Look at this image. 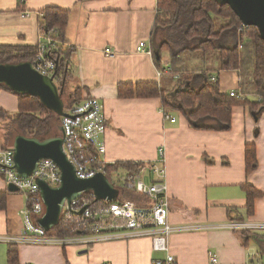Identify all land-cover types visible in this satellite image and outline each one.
<instances>
[{
	"label": "crops",
	"instance_id": "obj_1",
	"mask_svg": "<svg viewBox=\"0 0 264 264\" xmlns=\"http://www.w3.org/2000/svg\"><path fill=\"white\" fill-rule=\"evenodd\" d=\"M18 2L0 0V47L36 48L40 12L48 7L69 11L63 44L70 51L68 81L82 89V97H94L104 106L108 123L104 160L151 163L162 148L169 222L180 229L167 242L175 264H210V254L217 264H264V251L253 241L244 245L229 228L242 223L231 222L227 212L236 208L244 214L246 198L240 186L248 183L260 196L245 223H264V110L256 123L247 107H233L230 130L217 132L192 129L177 113L169 114L175 120L171 123L164 118L159 99L118 97L119 84L163 81L172 86L169 77H157L152 56L136 52L140 42L149 49L156 0H24L21 6ZM161 62L167 66V54ZM218 82L222 92L239 93L240 71L219 72ZM0 110L7 116L16 114L17 97L0 89ZM5 123L0 118V129ZM245 144L256 149L257 168L249 173ZM6 146L0 131V150ZM0 192L8 193L6 210L0 211V264H9L10 245L17 250L16 264H150L165 258V253L152 250L149 238L78 246L59 244L50 235L44 242L24 232L20 216L24 195L9 193L1 176Z\"/></svg>",
	"mask_w": 264,
	"mask_h": 264
},
{
	"label": "trees",
	"instance_id": "obj_2",
	"mask_svg": "<svg viewBox=\"0 0 264 264\" xmlns=\"http://www.w3.org/2000/svg\"><path fill=\"white\" fill-rule=\"evenodd\" d=\"M23 1L19 0V6ZM83 1L86 0H77L78 3ZM40 13V32L54 30L52 39L60 43L56 50L52 51L57 65L55 82L62 89L63 96L70 77V51L63 48L69 11L48 7ZM149 47L157 71L163 68L162 55L167 54L170 73L162 77H169L171 82L174 80L172 86L164 88L163 82L156 81L119 84L120 99H159L164 117L170 113L180 114L188 126L195 130L229 131L232 108L236 106L247 107L257 123L264 110V40L256 28L242 26L236 12L228 4L217 0H156V15ZM35 49L0 47V64L30 61ZM186 52L192 53L191 55L199 54V61L208 66L212 64L215 66L214 70L198 68L189 71L182 59ZM247 65H250L252 70V90L255 91L257 99L253 101L247 97L244 85H240V98L222 92L218 73L241 71L243 66ZM0 89L11 92L18 99L16 114L7 116L0 110V118L8 122L3 134L5 143L19 134L39 140L53 136L52 123L58 117L41 104L37 97L17 94L1 84ZM82 98V89L75 88L69 94V102L64 104L63 112L78 104ZM257 134L255 129V136ZM244 161L247 173L257 168L256 149L253 144H245ZM141 165V162H116L106 167L105 175L111 180L113 173L118 170L132 171ZM240 188L246 198L244 214H240L236 208H228L227 212L233 223H245L247 218L252 217L255 200L260 196L248 183L242 184ZM7 194L0 192V211L6 210ZM234 231L244 245L253 241L261 252L264 251V234L249 230ZM47 233L61 239L74 235L65 228L62 217L57 226ZM7 261L9 264H16L18 261L14 245L8 248Z\"/></svg>",
	"mask_w": 264,
	"mask_h": 264
},
{
	"label": "built area",
	"instance_id": "obj_3",
	"mask_svg": "<svg viewBox=\"0 0 264 264\" xmlns=\"http://www.w3.org/2000/svg\"><path fill=\"white\" fill-rule=\"evenodd\" d=\"M53 32L54 30H49L40 34V42L29 62L38 73L53 77L55 82L57 65L52 50H56L60 43L52 39ZM136 52H145L151 56L150 47L146 49L144 42L138 44ZM105 53L110 55L111 51L106 49ZM169 73L168 65L163 66L157 71V77L161 78ZM229 95L241 97L233 91ZM64 113L65 116L60 118L59 123L60 136L63 139L62 149L67 160L74 166L77 178L88 179L96 174L105 175L106 167L116 162H106L103 158L106 152L104 136L108 130L103 104L94 97L85 96ZM164 118L171 123L175 121L170 115H165ZM13 166L11 148L0 150V176L7 185H14L18 193L25 197V205L20 212L24 232L46 242L50 235L37 224V220L44 214L37 181L56 187L60 183V171L53 161L44 159L39 161L31 176L23 179L17 175ZM112 178L116 183L109 181L118 190L116 201L96 200L91 192L82 193L69 207L65 204L60 215L65 228L74 235L53 239L62 245L85 246L107 240L149 238L154 252L165 253V258L154 259L150 264H175L167 242L180 229L169 222L162 148H158L154 162L142 163L132 171L120 169L113 173ZM229 228L264 232V223H242ZM209 262L217 264L216 257L210 254Z\"/></svg>",
	"mask_w": 264,
	"mask_h": 264
},
{
	"label": "water",
	"instance_id": "obj_4",
	"mask_svg": "<svg viewBox=\"0 0 264 264\" xmlns=\"http://www.w3.org/2000/svg\"><path fill=\"white\" fill-rule=\"evenodd\" d=\"M228 4L237 14L242 26L254 27L264 40V0H217ZM0 84L11 91L37 97L41 104L51 110L57 117L65 116L62 89L48 77L38 73L29 61L0 64ZM59 134L44 140L16 135L13 138L11 151L14 170L23 179L28 178L35 171L39 161L48 159L53 161L60 171V183L51 187L44 181H37L39 195L44 205V214L37 220V224L44 231H51L57 226L62 209L81 196L91 192L96 200L116 201L118 190L103 174H96L92 178L79 179L74 166L67 160L63 149V139ZM9 193H17L18 189L7 185Z\"/></svg>",
	"mask_w": 264,
	"mask_h": 264
},
{
	"label": "rangeland",
	"instance_id": "obj_5",
	"mask_svg": "<svg viewBox=\"0 0 264 264\" xmlns=\"http://www.w3.org/2000/svg\"><path fill=\"white\" fill-rule=\"evenodd\" d=\"M191 54L192 53H187L186 52L182 56V59L184 61V65L189 71H193L194 69H198V68H206V69L209 68L210 70H214V68H213L214 66L212 64L208 66V65H205V64H203V63H201L199 61V60H201V59H199V54H194V55H191ZM193 56H196V57H193ZM240 76H241V85H244L243 87H244V89H246L245 91H247V97L250 100H253V101L256 100L257 98H256L255 91L252 90V80H251L252 70H251L250 65H247L245 67L243 66V69L240 71ZM165 78H163L162 80H164ZM262 79H263V84L262 85H263V88H264V73H262ZM169 81H171V80H169ZM172 82H174V80H172ZM162 87L167 88V86H166V84L164 82L162 84ZM74 88H75V83L71 82V81H67L66 86H65V90H64L63 96H62V100H63V103L65 105L69 102L67 98L69 97V94L74 90ZM6 123L8 124L7 121H6ZM6 123L3 124V126L0 129V131H2V137H3V134L5 133V126L7 125ZM59 123H60L59 117H58L57 120H55V119L53 120V123H52L53 124V128H52V134L53 135H58L59 134V131H58ZM11 139L12 138H9L7 140V142H6L7 146L6 147L11 148L12 141H13V139L12 140ZM111 180L114 183H116L115 179L111 178Z\"/></svg>",
	"mask_w": 264,
	"mask_h": 264
},
{
	"label": "flooded vegetation",
	"instance_id": "obj_6",
	"mask_svg": "<svg viewBox=\"0 0 264 264\" xmlns=\"http://www.w3.org/2000/svg\"><path fill=\"white\" fill-rule=\"evenodd\" d=\"M59 127V126H58Z\"/></svg>",
	"mask_w": 264,
	"mask_h": 264
}]
</instances>
